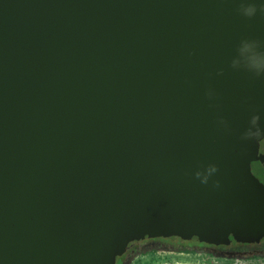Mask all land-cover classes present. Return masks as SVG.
<instances>
[{
    "label": "water",
    "instance_id": "obj_1",
    "mask_svg": "<svg viewBox=\"0 0 264 264\" xmlns=\"http://www.w3.org/2000/svg\"><path fill=\"white\" fill-rule=\"evenodd\" d=\"M263 139L264 0H0V264L258 242Z\"/></svg>",
    "mask_w": 264,
    "mask_h": 264
},
{
    "label": "flooded vegetation",
    "instance_id": "obj_2",
    "mask_svg": "<svg viewBox=\"0 0 264 264\" xmlns=\"http://www.w3.org/2000/svg\"><path fill=\"white\" fill-rule=\"evenodd\" d=\"M262 159L252 163V171L259 181L264 185V139L260 144V153ZM182 241V243H194L193 251L200 254H206L214 256L227 252L239 253L247 258H264V238L254 243H243L236 241L233 236L229 237L228 242L216 244H209L201 242L197 237L191 240H183L179 237L170 238H150L145 237L144 239L131 242L125 254L117 259V264H132L137 258L148 254L149 252L158 251V248H166L168 251H178L174 241ZM189 246V248H191ZM227 259V258H220ZM229 260V259H228Z\"/></svg>",
    "mask_w": 264,
    "mask_h": 264
},
{
    "label": "rangeland",
    "instance_id": "obj_3",
    "mask_svg": "<svg viewBox=\"0 0 264 264\" xmlns=\"http://www.w3.org/2000/svg\"><path fill=\"white\" fill-rule=\"evenodd\" d=\"M174 243L178 251L149 252L137 258L132 264H264V258L220 259L193 251L191 246L194 243H182L179 240Z\"/></svg>",
    "mask_w": 264,
    "mask_h": 264
},
{
    "label": "clouds",
    "instance_id": "obj_4",
    "mask_svg": "<svg viewBox=\"0 0 264 264\" xmlns=\"http://www.w3.org/2000/svg\"><path fill=\"white\" fill-rule=\"evenodd\" d=\"M209 171L210 172L215 171V168L214 167L213 168H210ZM199 175H200V173H197V176H199ZM205 180H206V178H205Z\"/></svg>",
    "mask_w": 264,
    "mask_h": 264
}]
</instances>
